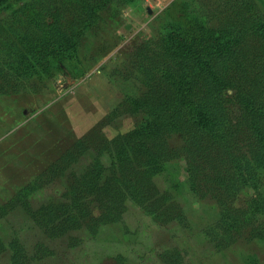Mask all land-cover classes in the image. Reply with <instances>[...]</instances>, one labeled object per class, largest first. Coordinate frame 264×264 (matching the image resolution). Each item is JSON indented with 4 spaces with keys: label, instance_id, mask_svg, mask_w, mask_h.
Here are the masks:
<instances>
[{
    "label": "rangeland",
    "instance_id": "1",
    "mask_svg": "<svg viewBox=\"0 0 264 264\" xmlns=\"http://www.w3.org/2000/svg\"><path fill=\"white\" fill-rule=\"evenodd\" d=\"M259 1L242 2L263 13L264 2ZM35 3L47 9L46 23L55 29L73 31L81 26L80 41L76 53L69 54L74 59L60 68L56 63L53 68L47 65L40 79L29 81L30 87H17L13 94L0 92V209L22 197L32 204L59 199L69 190L63 178L47 183L42 191L29 188L60 157L74 151L87 153L102 142L117 144L144 123L146 117L130 110L126 101H139L152 85L154 78L144 70L146 66L139 65L143 60L139 54L144 51L151 57L167 30L183 38L189 33L199 36L201 24L216 29L221 23H237L236 11L243 7L228 0H21L12 4L13 17L11 11L1 10L0 21L19 36L38 11ZM84 14L89 16L88 27L82 28V23L69 27ZM6 26L3 31L8 33ZM3 31L2 57V50L8 48ZM220 64L222 71L234 69L227 61ZM223 95L238 105L230 108L231 118L239 115L241 106L249 111L234 88H227ZM165 102H169L166 97ZM175 141L170 139L173 146ZM163 168L155 180L160 192L170 194L164 206L178 215L174 223L157 226L113 190L104 195L110 222L98 228L95 236L84 228L75 232L83 239L76 248H68L67 235L49 238L43 234L18 209L0 226L8 232L19 231L29 248L41 243L55 253L33 264H163L160 257L166 256L165 250H176L179 264H264V232L259 231L264 230V180L256 208L252 207L255 193L249 187L229 198L238 226L229 234L218 222L213 201L189 191L184 160L171 159ZM216 242L223 247L214 249ZM0 264H10L7 253H0Z\"/></svg>",
    "mask_w": 264,
    "mask_h": 264
},
{
    "label": "trees",
    "instance_id": "2",
    "mask_svg": "<svg viewBox=\"0 0 264 264\" xmlns=\"http://www.w3.org/2000/svg\"><path fill=\"white\" fill-rule=\"evenodd\" d=\"M228 1L243 6L236 11L240 18L237 23H221L216 29L201 24L199 36L189 33L185 38L167 30L151 57L144 51L139 54L143 58L139 65L146 66L144 70L151 73L154 81L139 101L126 102L130 110L146 117L144 123L117 144L102 142L87 153L74 151L60 157L29 189L42 191L47 183L63 178L69 190L59 199L40 204L29 203L24 197L13 199L0 209V225L18 209L43 234L49 238L67 235L68 248H76L83 239L75 232L79 234L84 228L95 236L98 228L110 222L104 195L113 190H118L124 200L137 206L157 226L174 223L178 215L164 206L170 194L158 190L155 178L164 172L168 161L182 159L189 191L201 199L210 198L216 206L218 222L227 227L226 232L233 233L238 226L229 198L249 187L257 195L252 201L256 208L264 180V11L248 7L249 2L244 0ZM20 2L0 0V12L11 11L9 15L13 17L12 4ZM36 5L38 11L29 29L22 27L26 30L19 36L0 21V30L4 26L8 29L1 36L6 47L12 49L4 48V56L0 55V92L13 94L17 87H30L34 78L43 76L47 65L53 68L56 63L60 68L64 61L74 59L69 54L77 51V31L81 26L67 31L61 26L55 29L51 23L52 29L46 23L47 9ZM88 17L84 14L82 20L69 23V27L80 23L82 28L88 27ZM222 61L234 69L222 71ZM227 88L237 90V99L246 101L249 111L239 104V115L231 118L230 108L238 105L224 97ZM171 138L176 139L175 146ZM94 210L99 214L95 215ZM18 232H8L0 226V253L8 254L10 264H33L54 256L41 243L29 248ZM212 245L216 250L223 247L222 242ZM165 251L166 256L160 257L163 264H179L176 250Z\"/></svg>",
    "mask_w": 264,
    "mask_h": 264
}]
</instances>
